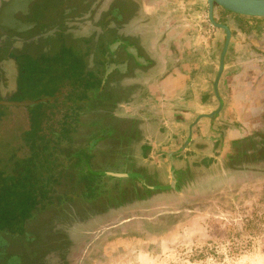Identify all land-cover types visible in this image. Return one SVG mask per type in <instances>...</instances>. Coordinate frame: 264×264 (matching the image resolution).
<instances>
[{"label": "rangeland", "instance_id": "1", "mask_svg": "<svg viewBox=\"0 0 264 264\" xmlns=\"http://www.w3.org/2000/svg\"><path fill=\"white\" fill-rule=\"evenodd\" d=\"M48 1L36 0L34 8ZM139 1L144 8L145 0ZM201 4L200 24L206 28L200 30L207 41L210 32L204 17L205 0ZM56 12L50 13L55 16ZM13 73L0 75L3 96L13 92ZM33 83V76H28L25 85ZM38 83L39 88L24 90L10 99H37L59 91L55 83L42 79ZM64 106L61 97L29 107L0 105V113L6 115L0 121L5 166L25 167V174L38 189L36 194L48 195L51 202L31 205L25 190L19 191L26 218L23 237L41 238L38 244L32 241L30 251L40 255L39 247L47 244L44 235L56 239L57 234H64L73 243L82 239L75 264H264V172L218 175L168 196L160 189H138L132 177L94 173L144 172L145 167H131L134 156L126 143L118 150L103 138L118 133L126 142L129 124L101 119L95 107L82 104L77 112ZM70 121L74 132L63 135ZM27 136L36 139L30 165L24 166ZM87 144L99 157L88 156ZM4 190L0 187V196ZM3 198L0 218L7 217V209L14 211L12 202L5 204ZM26 203H30L27 208ZM49 244L51 251L41 258L56 264L58 243Z\"/></svg>", "mask_w": 264, "mask_h": 264}, {"label": "flooded vegetation", "instance_id": "2", "mask_svg": "<svg viewBox=\"0 0 264 264\" xmlns=\"http://www.w3.org/2000/svg\"><path fill=\"white\" fill-rule=\"evenodd\" d=\"M8 1L0 0V8ZM35 1L32 0L28 4L25 13L21 11L15 13V17L22 22H34L32 27L22 32H15L0 25V75H11L15 71V85L10 89L13 91L12 94L9 96L0 94V100H11V96L20 94L24 90L25 92L35 90L40 87L38 81L42 79L45 83L58 85L59 91L55 95L48 96L62 93L59 97L62 98V105H65V108L76 106L71 100L73 99L71 91L80 88L84 92L80 105L95 107L101 119H108L113 124L117 123L120 120L116 117L118 107L123 106L124 102L138 98L137 93L132 92L138 86L133 82L137 78L134 69L137 67L139 70L142 65L136 62L135 56L143 57L144 60L148 56V39L154 26L153 18L143 14L139 0H49L46 5H40L37 9L34 8ZM54 10L58 11L55 16L50 13ZM205 11L204 17L209 22L210 32L207 42L212 39L213 31L217 33L219 41L222 38L216 74L210 85L215 102L214 109L200 114L199 118H197L199 115L192 118L187 124L181 142L174 141L176 151L171 155L170 150L156 151L153 147L155 143L153 135L145 138L141 134L142 131L137 130L139 125L137 126L132 120L123 122L129 124V137L126 142H124L126 139L121 138L118 133L103 137L111 141L118 150L121 144L126 143L130 155L133 156L141 150L154 152L150 159L153 160L157 155V160L153 164H140L135 156L130 164L131 167H145V172L140 178L146 184L170 187L160 189L164 191L165 196L179 193L186 187L206 180H214L218 175L244 173L248 175L264 172V51L257 45L259 36L253 29L255 28L253 21L259 16L242 15L217 4L213 5L214 20L225 24L230 30V40L223 58L224 66L216 85L222 100L220 107L213 83L218 74L226 34L222 28L210 22L207 0ZM236 32H239L238 36L244 45L249 39L254 40V45L249 51L244 50V63L236 64L239 67L236 69L237 73L225 80L222 77L226 59ZM127 47L133 52L128 51ZM172 47L177 54L187 53V50L180 51L181 46L172 45ZM123 61H127V65H133L135 68L128 67L125 73L114 69L106 74V63L118 64ZM181 67L172 58L171 67L167 65L163 77L168 71L175 75L179 69H182ZM20 76H26L23 82L19 81ZM28 76H33L35 80L31 86L25 85ZM75 76H79L78 79H75ZM234 91L242 92L243 100H230L229 97ZM66 94L68 95L65 96ZM56 98L58 97L53 99ZM5 116L0 113V121L4 120ZM201 119L214 121L219 119L218 131L221 130L219 138L208 137L205 140H198L196 127ZM153 129L156 132L157 130L166 132L164 125L160 124H155ZM224 136L227 138L223 139ZM143 137L146 139L144 142ZM173 137L176 136L172 135L171 138ZM2 143L3 140L0 142V187L5 188L4 192L9 195L3 203L6 204L8 201L10 205L12 202L14 211L10 212L7 209V217L0 218V264L54 263L47 260L45 262L41 258L44 253L51 251L49 250L52 246L49 244L51 241L58 243L56 264H75L82 239L73 243L64 234H57L56 239L46 234L44 237L47 238L48 245L39 247L40 255L30 251L32 241L35 239L38 244L41 238L23 237L26 218L23 203L19 202L18 197L20 189L24 186L25 177L29 178L25 181L26 184L30 186L32 182L30 175L24 172L25 167L5 166L6 157L3 158L1 152ZM181 146H185V149L180 150ZM88 147L87 144L86 152L91 159L94 156L99 157ZM206 152L211 154L207 155ZM4 155H7V152ZM135 183L138 189L143 188L137 181ZM7 188H11L9 193ZM2 213L6 214L5 210Z\"/></svg>", "mask_w": 264, "mask_h": 264}, {"label": "crops", "instance_id": "3", "mask_svg": "<svg viewBox=\"0 0 264 264\" xmlns=\"http://www.w3.org/2000/svg\"><path fill=\"white\" fill-rule=\"evenodd\" d=\"M201 3L202 0H145L142 12L153 18L154 26L148 39V56L145 60L143 57L140 60L139 64L142 67L139 70L137 67L134 69L137 78L132 81L138 86L136 85L132 92L137 93L138 98L124 102L116 112V117L120 118L119 123L134 121L137 126L139 125L137 130H141L145 138L153 135L155 139L153 147L156 151L170 150V155L176 151L174 141L182 139L187 124L192 118L195 115H199L197 117L199 118L200 114L210 112L215 107L210 85L217 69L219 39L215 31L212 32L213 36L211 34L212 39L209 42L205 40V35H202L200 29L206 26L200 24ZM253 22L255 24L253 29L259 36L257 45L264 51V17H255ZM238 34L239 32H236L233 36L231 49L227 55L222 77L225 80L237 73L236 69L239 67L236 64L244 63V50L249 51L254 45L253 39H249V42L244 45ZM172 45L181 46L180 51L187 50V53L177 54ZM172 58L178 62V66L184 67H181L182 69H179L175 75L168 71L163 77L167 71V65L171 67ZM136 62L138 63L137 60ZM116 65L120 67L114 66L111 70L117 69L121 73H125L128 67L135 68L133 65H127V61ZM243 98L244 95L240 91H234L229 97L234 101H241ZM155 124L164 125L166 132L154 131ZM219 124V119L199 120L196 127L198 140H205L208 137L219 138L221 131H218ZM172 135L176 137L171 138ZM226 136L223 139L228 137ZM184 149L185 146H181L180 150ZM152 155L154 152L147 150L134 154L138 163L148 165L157 160V155L151 160ZM138 172L137 174L142 175L145 170Z\"/></svg>", "mask_w": 264, "mask_h": 264}, {"label": "water", "instance_id": "4", "mask_svg": "<svg viewBox=\"0 0 264 264\" xmlns=\"http://www.w3.org/2000/svg\"><path fill=\"white\" fill-rule=\"evenodd\" d=\"M32 0H9L7 4L2 6L0 8V25H3L9 29H12L15 32H22L24 30L29 29L34 25V22H22L18 18L15 17V13L17 11H21L22 13H25L27 10L28 4ZM208 4V18L210 22L216 26L220 27L225 31V41L224 45L221 51L220 55V62L218 67V74L216 76L215 82L213 83L215 94L219 100L220 107L222 100L217 92V80L219 79V76L223 69V58L226 53L228 43L230 40V30L229 28L220 22H216L213 18L212 11H213V5L217 4L219 6H222L223 8L242 15H248V16H259L264 17V0H207ZM127 50L130 52H133L131 49L127 47ZM135 55V53H134ZM138 63H140L142 60V57L135 56ZM120 64V63H119ZM120 67L119 65H116L114 63H106L105 64V72L106 74L113 68V67ZM122 66V65H121ZM61 94H58L56 96H43L37 99H22V100H0L1 105H13V106H21V107H29L33 106L35 104L39 103H46L47 101L52 100L54 97H59ZM219 107V108H220ZM95 174H104V175H112V176H118V177H132L135 179L142 187H145L146 189H164V188H170L168 186H161V185H148L146 184L142 178H140V175L137 173H115L110 171H95ZM174 187V186H171Z\"/></svg>", "mask_w": 264, "mask_h": 264}, {"label": "trees", "instance_id": "5", "mask_svg": "<svg viewBox=\"0 0 264 264\" xmlns=\"http://www.w3.org/2000/svg\"><path fill=\"white\" fill-rule=\"evenodd\" d=\"M78 77L79 76H75V79H78ZM19 81L20 82H23V79H22L21 76L19 78ZM67 95L68 94H66L65 96H67ZM82 95H84V92L80 88H74L71 91V96H73V99H71V100L76 103V106L75 107H71L69 109L70 111L73 110V111L79 112V107H80V104H81L80 99L83 97ZM94 96H95V94H94ZM65 118H68V117H65ZM74 119H75V117L74 116H71V120H74ZM72 125H73V122L71 123V121L68 124H65V127H64V130H63V135H65L67 132H71V134L74 132V130H73L74 128H72ZM22 137H24V133L22 134ZM35 139H36V136H33L32 139H29V137H28L27 145H26V147L24 149V152L25 153L22 156L23 157L22 160H23V165L24 166L30 165V162H28V160H30V157H31L32 153H34V151H33V145H34L33 144V141ZM28 169H30V168L28 167ZM25 181H26V179H25ZM27 185L28 184H24V186L22 187V189L25 190V194L26 195H29V198L27 200L29 202H31V205L33 204L34 206H36V205L40 206V205H46V204L51 203V202H48V201H50V199H48V195L46 196V198H44L42 196V194H40V193L39 194H36V192H37L38 189L37 188H34V185L31 184L29 187H27ZM49 188H51V187H49ZM47 190H50V189H46L45 191H47ZM2 195L4 196L3 200H5L6 199V196H7L6 192H3ZM2 195L0 196V199L2 198ZM26 205L30 206V203L29 204L28 203L24 204L25 207H26Z\"/></svg>", "mask_w": 264, "mask_h": 264}]
</instances>
